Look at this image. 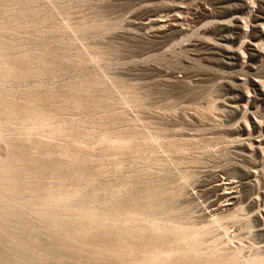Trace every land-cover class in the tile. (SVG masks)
<instances>
[{
    "label": "rangeland",
    "instance_id": "obj_1",
    "mask_svg": "<svg viewBox=\"0 0 264 264\" xmlns=\"http://www.w3.org/2000/svg\"><path fill=\"white\" fill-rule=\"evenodd\" d=\"M1 258L264 264V0H0Z\"/></svg>",
    "mask_w": 264,
    "mask_h": 264
},
{
    "label": "bare ground",
    "instance_id": "obj_2",
    "mask_svg": "<svg viewBox=\"0 0 264 264\" xmlns=\"http://www.w3.org/2000/svg\"><path fill=\"white\" fill-rule=\"evenodd\" d=\"M2 258L4 259V257H2ZM2 258L0 259V264H7L6 262L3 261ZM5 260H6V259H5ZM6 261H8V260H6ZM21 263H22V262H21Z\"/></svg>",
    "mask_w": 264,
    "mask_h": 264
}]
</instances>
